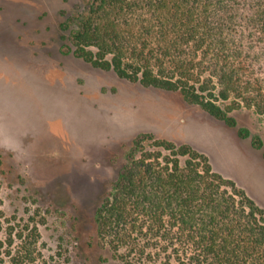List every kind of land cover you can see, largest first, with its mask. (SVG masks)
<instances>
[{"label":"trees","instance_id":"obj_1","mask_svg":"<svg viewBox=\"0 0 264 264\" xmlns=\"http://www.w3.org/2000/svg\"><path fill=\"white\" fill-rule=\"evenodd\" d=\"M69 39L75 58L229 127L241 107L264 117V0H89ZM26 214L12 222L0 199V262L74 264L72 234L47 259L46 219ZM94 228L115 264H264V211L205 154L149 131L127 148Z\"/></svg>","mask_w":264,"mask_h":264},{"label":"rangeland","instance_id":"obj_2","mask_svg":"<svg viewBox=\"0 0 264 264\" xmlns=\"http://www.w3.org/2000/svg\"><path fill=\"white\" fill-rule=\"evenodd\" d=\"M88 1L0 0L5 216L22 226L27 211H39L36 219H46L39 243L47 259L57 237L70 233L74 264H115L97 244L94 213L127 148L146 131L205 154L214 171L264 211V117L241 107L231 113L237 127H229L178 93L145 88L75 58L66 47Z\"/></svg>","mask_w":264,"mask_h":264}]
</instances>
